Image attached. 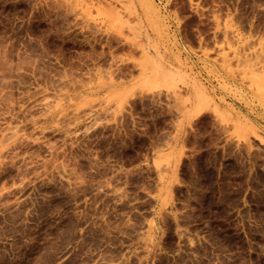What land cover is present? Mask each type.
<instances>
[{
	"label": "rangeland",
	"instance_id": "obj_1",
	"mask_svg": "<svg viewBox=\"0 0 264 264\" xmlns=\"http://www.w3.org/2000/svg\"><path fill=\"white\" fill-rule=\"evenodd\" d=\"M0 264H264V0H0Z\"/></svg>",
	"mask_w": 264,
	"mask_h": 264
},
{
	"label": "bare ground",
	"instance_id": "obj_2",
	"mask_svg": "<svg viewBox=\"0 0 264 264\" xmlns=\"http://www.w3.org/2000/svg\"><path fill=\"white\" fill-rule=\"evenodd\" d=\"M144 49L147 52V54H149L151 56V53H150V50H149L147 43H145ZM151 58H152V56H151ZM159 174H160L159 177L161 178V180H159L160 183L162 182V184H164L165 189H169L171 187L172 183L176 180V169L175 168L173 169L170 164H167L165 166H162V169L160 170Z\"/></svg>",
	"mask_w": 264,
	"mask_h": 264
}]
</instances>
